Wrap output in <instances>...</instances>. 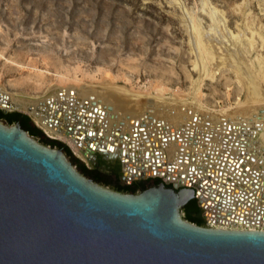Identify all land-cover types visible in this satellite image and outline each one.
Segmentation results:
<instances>
[{
    "label": "rangeland",
    "instance_id": "obj_1",
    "mask_svg": "<svg viewBox=\"0 0 264 264\" xmlns=\"http://www.w3.org/2000/svg\"><path fill=\"white\" fill-rule=\"evenodd\" d=\"M228 52L237 69L220 57ZM242 66L264 87V0H0V90L28 100L56 95L64 86L58 73L76 67L72 74L88 82L84 71L101 79L110 71L123 85L130 76L134 90L161 88V101L183 115L236 120L258 107ZM28 115L42 130L38 139L67 144Z\"/></svg>",
    "mask_w": 264,
    "mask_h": 264
},
{
    "label": "water",
    "instance_id": "obj_2",
    "mask_svg": "<svg viewBox=\"0 0 264 264\" xmlns=\"http://www.w3.org/2000/svg\"><path fill=\"white\" fill-rule=\"evenodd\" d=\"M89 140L92 165L98 153L119 158ZM193 199L194 188L164 181L113 189L0 119V264H264V230L191 222Z\"/></svg>",
    "mask_w": 264,
    "mask_h": 264
},
{
    "label": "built area",
    "instance_id": "obj_3",
    "mask_svg": "<svg viewBox=\"0 0 264 264\" xmlns=\"http://www.w3.org/2000/svg\"><path fill=\"white\" fill-rule=\"evenodd\" d=\"M160 123L155 116L136 120L134 133L123 132L117 141L111 138L104 144L121 161L123 184L159 178L177 189L191 187L205 226L264 230V142H254L261 137L260 132L247 141L244 137L248 132L244 131V140L228 143L220 141L221 133L206 131V124L196 130L187 125L181 137L161 131ZM176 139L188 144L171 156L166 144ZM107 144L116 150H108Z\"/></svg>",
    "mask_w": 264,
    "mask_h": 264
},
{
    "label": "bare ground",
    "instance_id": "obj_4",
    "mask_svg": "<svg viewBox=\"0 0 264 264\" xmlns=\"http://www.w3.org/2000/svg\"><path fill=\"white\" fill-rule=\"evenodd\" d=\"M215 52L218 53V50ZM220 57H224V62L228 66L237 69V66L235 67L232 63L230 52L222 54ZM18 65L24 67V65ZM242 68L246 69L242 74L246 79L248 78L250 84L248 85V98L258 107L252 112L246 111L243 115H237L236 120L221 119L214 114L203 115L205 116L203 117L198 112L192 113V110L183 115L180 109L165 105L161 101L164 98L161 88H158L155 93L148 90L146 92L134 90L126 85L132 83L130 76L122 77L125 82L123 85L118 83L119 77L110 71L106 72L105 77L101 79L97 76V72L86 70L84 75L90 80L88 82L78 75L72 74L74 71L77 72L78 68L76 67L66 69V73H58L64 86L56 95L37 101L28 100L15 94L10 95L0 90V106L10 110L26 111L50 136L65 141L77 155L84 159L86 157L82 150L91 153L87 151L90 138H96L97 144L94 143L96 146H104L110 142L111 138L117 141V137H121L123 132L134 133L136 120H146L156 115L161 116V123L158 125L160 130H164L166 133L175 132L182 137L187 130V125L191 126H189L190 129L196 130L200 127L199 125L206 124L204 126L206 131L215 130L218 134L221 133L220 141L226 140V142L229 141L228 143L234 142L235 139L244 140L241 138L244 137L242 134L244 131L248 132L244 138L250 141L259 131L261 137L254 142L262 145L264 142V87L260 86L256 78H252L251 72L247 71L246 67L242 66ZM40 72L42 81L40 84H43L47 71L41 70ZM73 80L78 82L76 84L79 89L70 85ZM144 96L145 102L140 103L138 100ZM188 115L191 116V119L188 118ZM167 124L170 126L169 130L166 127ZM74 128H77L76 133L71 134ZM90 130L91 134H89ZM176 130H179V133ZM176 141L166 144L171 156L174 153H179L188 144L182 139H176ZM107 149L115 151L116 146L107 144ZM178 164L182 166L181 162ZM135 170L133 169V171Z\"/></svg>",
    "mask_w": 264,
    "mask_h": 264
},
{
    "label": "trees",
    "instance_id": "obj_5",
    "mask_svg": "<svg viewBox=\"0 0 264 264\" xmlns=\"http://www.w3.org/2000/svg\"><path fill=\"white\" fill-rule=\"evenodd\" d=\"M0 119H5L9 124H14L17 121L28 130L30 134L39 135L42 133V130L34 123L31 116L26 113L20 111H8L6 112L4 109L0 108ZM49 141L53 143H59L63 150L68 154L70 158L74 161L75 165L79 166V169L84 172L87 176L91 174H95V181L100 182L101 184L108 185L112 180L108 178L106 174L101 173L96 168H92L86 165L85 162H82L80 158L75 156L72 152V149L59 140H51ZM117 175V174H116ZM161 179H155L153 182L148 180H137L132 182L131 184H122L119 180V176L116 177V190L128 192V193H137L138 191L144 190L152 185L160 183ZM184 217L194 223L204 225L205 220L202 216V208L199 206L197 199L191 200L184 208Z\"/></svg>",
    "mask_w": 264,
    "mask_h": 264
},
{
    "label": "flooded vegetation",
    "instance_id": "obj_6",
    "mask_svg": "<svg viewBox=\"0 0 264 264\" xmlns=\"http://www.w3.org/2000/svg\"><path fill=\"white\" fill-rule=\"evenodd\" d=\"M17 122H19V121H17ZM31 135H33V134H31ZM33 136L38 141H40L42 144H44V145H47V146H50V147H54V148H59V149H62L63 150V148L61 147V145L59 143H57V142L56 143H53V142L49 141L48 139L46 141H41L40 139L37 138L38 135H33ZM51 140H53V139H51ZM70 159L72 160V158H70ZM91 166H92V168H96L101 173L106 174L108 176V178H110V175H113V174L114 175L117 174L119 176V178H121V176H122L121 161L118 158H109V157H107V156H105L103 154L98 153L97 154V158L95 160V164L94 165H91ZM77 168L79 169V166H77ZM89 177L92 178V179H94V180L96 178L95 174H93V175L91 174ZM108 186H110V183H108ZM114 189H116V187H114Z\"/></svg>",
    "mask_w": 264,
    "mask_h": 264
}]
</instances>
